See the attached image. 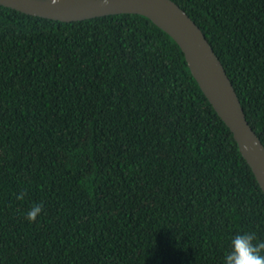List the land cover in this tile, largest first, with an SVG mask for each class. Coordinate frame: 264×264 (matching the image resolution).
<instances>
[{"label":"trees","instance_id":"trees-1","mask_svg":"<svg viewBox=\"0 0 264 264\" xmlns=\"http://www.w3.org/2000/svg\"><path fill=\"white\" fill-rule=\"evenodd\" d=\"M173 1L264 145V0ZM244 232L264 193L165 31L0 5V264H224Z\"/></svg>","mask_w":264,"mask_h":264},{"label":"water","instance_id":"water-1","mask_svg":"<svg viewBox=\"0 0 264 264\" xmlns=\"http://www.w3.org/2000/svg\"><path fill=\"white\" fill-rule=\"evenodd\" d=\"M0 5L65 22L119 13L149 18L181 49L191 75L229 128L264 193V145L246 120L236 91L204 33L173 0H0Z\"/></svg>","mask_w":264,"mask_h":264},{"label":"clouds","instance_id":"clouds-1","mask_svg":"<svg viewBox=\"0 0 264 264\" xmlns=\"http://www.w3.org/2000/svg\"><path fill=\"white\" fill-rule=\"evenodd\" d=\"M55 2V0H53ZM24 193L19 198H23ZM43 209L42 204H34L28 210L26 218L36 221ZM255 233L244 232L235 235L231 240V251L226 253L224 264H264V241L254 243Z\"/></svg>","mask_w":264,"mask_h":264}]
</instances>
